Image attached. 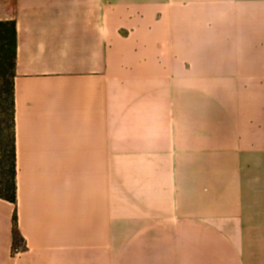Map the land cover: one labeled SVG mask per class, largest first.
Segmentation results:
<instances>
[{"label": "crops", "instance_id": "1", "mask_svg": "<svg viewBox=\"0 0 264 264\" xmlns=\"http://www.w3.org/2000/svg\"><path fill=\"white\" fill-rule=\"evenodd\" d=\"M263 14L0 0L17 28L0 264H264V44L246 41Z\"/></svg>", "mask_w": 264, "mask_h": 264}, {"label": "trees", "instance_id": "2", "mask_svg": "<svg viewBox=\"0 0 264 264\" xmlns=\"http://www.w3.org/2000/svg\"><path fill=\"white\" fill-rule=\"evenodd\" d=\"M17 28L14 21L0 22V199L17 203L15 131V67ZM17 221V215L14 217Z\"/></svg>", "mask_w": 264, "mask_h": 264}, {"label": "rangeland", "instance_id": "3", "mask_svg": "<svg viewBox=\"0 0 264 264\" xmlns=\"http://www.w3.org/2000/svg\"><path fill=\"white\" fill-rule=\"evenodd\" d=\"M263 16H264V14H263ZM263 26H264V17H263ZM262 37H263V40L262 41H263V44H264V34H263V36L262 35H259V34L252 36L251 34H249V35L246 36V41H252V43H255V42L259 41L260 38H262ZM263 53H264V49H263ZM245 54H246V58H249V57L252 56V54H254V51H250L249 48H248L246 50V53Z\"/></svg>", "mask_w": 264, "mask_h": 264}]
</instances>
